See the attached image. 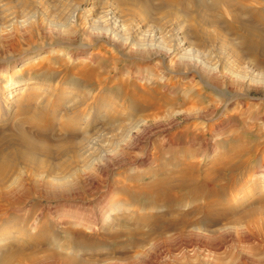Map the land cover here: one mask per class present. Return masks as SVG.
<instances>
[{"label": "rangeland", "instance_id": "374dc122", "mask_svg": "<svg viewBox=\"0 0 264 264\" xmlns=\"http://www.w3.org/2000/svg\"><path fill=\"white\" fill-rule=\"evenodd\" d=\"M262 8L0 0V264H264V225L246 227L264 219V59L243 31ZM186 164L220 165L214 195L131 194ZM186 214L191 227L166 229Z\"/></svg>", "mask_w": 264, "mask_h": 264}, {"label": "bare ground", "instance_id": "6f19581e", "mask_svg": "<svg viewBox=\"0 0 264 264\" xmlns=\"http://www.w3.org/2000/svg\"><path fill=\"white\" fill-rule=\"evenodd\" d=\"M263 1V8L262 10H260V12L258 14H255L253 12H251V10L249 11L248 13V21L246 22V24L244 23V26H243V31H244V35H245V38H246V43H247V50L249 52V55L250 57L253 56L254 59H258L259 55H262L263 56V59H264V0H261ZM193 103V102H191ZM194 103H197V102H194ZM186 105V104H185ZM196 105V104H195ZM198 105V104H197ZM193 106V105H192ZM158 108V107H157ZM155 108V109H157ZM216 112V111H215ZM211 115V114H210ZM189 117L188 116H185V119L187 120H191V119H188ZM220 125H218L215 129L214 127L213 128H210V131L209 133H211L212 135L214 134V131L215 130H219ZM196 130V128H195ZM195 130H190L188 131L189 133V138L191 137H194L195 139L200 135L199 131H195ZM195 131V132H193ZM195 133V135H194ZM20 140L23 141V142H28L27 139H25L24 136H21L20 137ZM199 140V139H198ZM194 141V139H193ZM192 141V143H193ZM197 142H201L200 140L197 141ZM196 144V143H195ZM200 144V143H199ZM201 145V144H200ZM192 146V145H191ZM179 159V158H178ZM175 160V159H173ZM171 160L172 163H175L176 161H173ZM182 161V160H181ZM222 162V161H221ZM220 162V163H221ZM181 163V162H180ZM215 164V163H214ZM142 165V164H141ZM139 165V166H141ZM175 165V164H174ZM215 165H218L217 163ZM125 166V164H120L119 165V168H123ZM187 167V169H186ZM232 167V166H230ZM234 167V166H233ZM232 167V168H233ZM236 167V166H235ZM138 168V167H137ZM183 168V167H182ZM232 168H229V169H232ZM185 169H186V172H183L179 175V183L176 181L175 183L173 182V178H167V179H160L158 180V182L151 186V187H148V188H143L142 190H137V191H134V193H131L133 196H140L143 192L146 194V197L148 199H150L151 203L153 206L155 205H159L161 203H175L180 200H184V198H187V199H190L191 201L193 202H197L198 199H200L201 197H211L212 195H214L216 193V188L217 186H215L213 183H215V180L216 177L218 175H221L219 174L218 171L221 170L220 168V165L219 167L216 166V168L211 169L209 171H203L202 169H200L199 166L195 165V164H186L185 165ZM222 170H223V167H222ZM185 171V170H184ZM203 171V172H202ZM198 172V174H197ZM223 172V171H221ZM126 174V173H124ZM173 176V175H172ZM139 179H137L138 181ZM69 185H70V182L68 183L67 181H63L60 186L61 188H69ZM121 188V187H119ZM114 189V188H113ZM178 189H182V190H187V194L183 196L179 195V196H175L177 194H175L174 191H178ZM121 190V189H120ZM170 191V193L166 192L167 194L164 193V191ZM224 189H218V193L220 194L221 192H223ZM112 192V191H111ZM174 193V194H173ZM113 197V196H112ZM131 197V196H130ZM182 197V198H181ZM11 198V197H10ZM125 198V197H124ZM134 199V198H133ZM132 199V200H133ZM186 199V200H187ZM117 201V202H120V198L118 197H114L113 200H112V205L114 208H116V205H114V201ZM119 200V201H118ZM129 200L131 199H128L127 198V201L129 202ZM131 200V201H132ZM123 201V200H122ZM149 201V200H148ZM103 203V202H102ZM101 203V204H102ZM100 205V204H99ZM207 207L209 206L210 208H215L217 206L220 207V202L219 200L215 199V200H211V201H208V203H206ZM107 205L103 204L102 209L103 208H106ZM172 206V205H171ZM120 209V208H118ZM208 209V208H207ZM220 209V208H219ZM206 210V208L204 209ZM20 211V210H19ZM199 211H203L202 209H200V207H197L195 208V210H193L191 213L194 215V214H197V212ZM217 211L218 210H215L214 212H210L207 210V212L205 211V217H207L210 221L214 222L216 221L217 219H220L219 216H217ZM204 212V211H203ZM228 212V211H227ZM255 212V211H254ZM94 213V212H93ZM176 213V212H175ZM202 213V212H201ZM219 213V212H218ZM253 213V212H252ZM1 215V214H0ZM92 215V214H91ZM96 215V214H95ZM234 215V214H233ZM248 215V214H247ZM256 215V214H255ZM4 216V215H3ZM90 216V215H89ZM190 216V214H186V217L178 223V224H175L174 222H171L169 223L167 226H166V229L168 230H181L184 228H187L188 226L192 225L193 221L189 220L188 217ZM235 216V215H234ZM233 216V218H234ZM91 217V216H90ZM228 217V216H227ZM225 217V218H227ZM230 217V216H229ZM224 218V217H223ZM232 218V217H231ZM93 223L96 224L97 222L100 221L101 219V216H94L93 218ZM2 220V219H1ZM4 220V219H3ZM2 220V221H3ZM180 220V219H179ZM91 222V221H90ZM238 222V221H237ZM92 223V222H91ZM211 224V223H209ZM235 225V223H233ZM237 224V223H236ZM264 225V219H261V218H257V217H252V219L248 220V223L246 224L247 228L252 230V229H255V228H260V225ZM239 225V224H238ZM243 225V224H242ZM97 226V225H96ZM95 226V227H96ZM191 227V226H190ZM245 227V225H244ZM165 229V228H164ZM165 229V230H166ZM234 229L236 230V228L234 227ZM240 229V228H238ZM94 230V228H93ZM243 230V229H242ZM258 231V230H256ZM166 232V231H165ZM176 232V231H175ZM250 232V231H249ZM238 233V232H237ZM131 234V233H130ZM127 235V234H126ZM132 235V234H131ZM208 238V237H207ZM244 239V238H243ZM20 247V246H18ZM51 247V246H50ZM21 248H23L21 246ZM52 248V247H51ZM20 250V249H19ZM46 251V250H45ZM22 253V252H21ZM24 253V252H23ZM22 253V256H25L23 255ZM48 253V252H47ZM52 253V252H51ZM54 254V251L53 253ZM31 255V254H30ZM19 256L20 255V251H19ZM32 256V255H31ZM59 256V255H58ZM63 256V255H62ZM62 256H60L61 258H63ZM72 256V255H71ZM12 257V256H11ZM75 257V256H74ZM16 258V257H15ZM18 258V257H17ZM71 258V257H70ZM68 258V259H70ZM14 259V258H13ZM60 259V258H59ZM66 259V257H64V260ZM35 258L32 257L31 258V262L32 264H35ZM63 260V259H62ZM71 260V259H70ZM72 260H74V258H72ZM76 260V259H75ZM6 261V262H5ZM4 262L6 264H11L12 262V259L10 260V256L5 260ZM76 262V261H74ZM71 263V262H70ZM83 263V261H82ZM86 263V262H85ZM88 263V262H87ZM14 264V263H13ZM84 264V263H83Z\"/></svg>", "mask_w": 264, "mask_h": 264}]
</instances>
